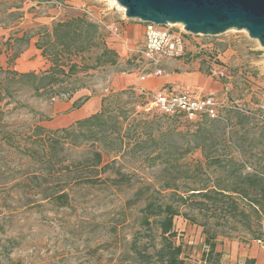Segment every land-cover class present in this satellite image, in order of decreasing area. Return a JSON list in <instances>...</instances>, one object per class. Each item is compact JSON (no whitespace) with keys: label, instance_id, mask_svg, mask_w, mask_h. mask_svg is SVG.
<instances>
[{"label":"rangeland","instance_id":"obj_1","mask_svg":"<svg viewBox=\"0 0 264 264\" xmlns=\"http://www.w3.org/2000/svg\"><path fill=\"white\" fill-rule=\"evenodd\" d=\"M77 17L98 25L102 39L99 48L86 53L82 61L78 58L79 72L71 81L105 100L106 116L116 118L108 122V138L97 145L66 146L60 157L66 156L63 165L70 173L61 176L58 161L45 153L34 131L38 126L53 131L77 128V122L70 125L65 112L57 111L71 97L37 96L24 81L11 82L12 76L0 71V264H123L140 231L139 210L144 203L127 204L140 184L151 185L150 193L159 190L166 168L174 169L179 178L185 173L198 180L215 181L221 176L194 170L197 161L203 160L202 152L194 149L203 131L215 133L207 142L212 156L243 164L244 173L264 171V48L248 32L231 30L215 37L189 34L183 57L165 61L163 76L141 81L147 68L141 58L144 24L128 19L110 1L0 0V30L4 33L0 52L8 59L22 54L32 43L43 42L45 33L57 24ZM105 48L117 54V64L92 69ZM45 61L47 70L50 63ZM6 88L11 94H5ZM142 88L149 94H140ZM168 90L212 95L220 118L199 122L149 112L146 106L152 95ZM83 102L76 105L81 108ZM122 117L128 118L122 124L126 154L113 158L104 149L113 148L111 130L119 129ZM56 121L60 125L54 127ZM78 132L87 133L84 129ZM163 148H168V154L152 160L154 151ZM95 149L103 151L106 164L117 161L115 168L135 183L132 189L79 183L94 175L87 161ZM63 190L69 194L66 206L57 200ZM174 226L175 241L182 244L184 254L200 261L206 249L203 229L184 217H176ZM254 242L246 233L234 232L219 239L217 251L221 246ZM245 261H224V254L222 258V264Z\"/></svg>","mask_w":264,"mask_h":264},{"label":"trees","instance_id":"obj_2","mask_svg":"<svg viewBox=\"0 0 264 264\" xmlns=\"http://www.w3.org/2000/svg\"><path fill=\"white\" fill-rule=\"evenodd\" d=\"M99 26L90 22L85 17L73 18L67 22L57 24L51 33H45L43 42L38 41L36 49L42 57L50 63V67L37 74L35 72L19 73L12 68L13 63L20 57L17 53L8 59L7 68L0 71L11 75L13 80L19 78L33 90L37 96L49 94L50 96L71 97L85 87H76L72 78L78 71V58L96 50L100 46L102 35ZM27 44H30L28 40ZM1 53V52H0ZM97 66H115L117 54L107 48L97 57ZM86 69V68H85ZM5 94H11L9 88ZM1 96V95H0ZM2 99H0L1 101ZM102 101V110L89 118L77 122V128L51 130L38 126L34 133L42 144L45 153L50 159L58 161V173H70L69 167L63 164L66 156H62L66 146L78 148L84 142L98 144L104 141L105 134L110 130L108 122L113 120L109 110ZM77 104V103H76ZM74 105V109L80 106ZM152 112V111H151ZM155 112V111H154ZM183 119L181 115H166ZM220 118V117H219ZM217 118V119H219ZM127 117H122L119 129L112 131L115 142L113 148L104 149L112 154L113 158L123 157L126 154L127 143L122 134V124ZM187 120V119H186ZM215 120L202 116L198 120ZM78 129H84L87 133L78 134ZM98 130V131H94ZM101 136V137H100ZM215 136L211 131H203L197 139L194 149H199L203 154V160L197 161L195 172L220 173L215 181L198 180L195 176L185 173L183 177L176 176V171L164 169V178L159 181V190L151 191V185L140 184L134 198L128 201V205L144 203L139 210L140 231L131 244L129 254L125 256L123 264H222L223 253L217 251L219 239L229 237L234 232L246 233L254 241H261L264 237V171L244 173V165L226 158L212 156L211 145L207 142ZM10 141L9 137L5 139ZM188 150L186 152L189 153ZM156 156L152 160H158L168 154V148L160 152L154 151ZM153 153V154H154ZM105 154L100 149L91 152L88 159V168L94 173L87 179L79 181L88 185L108 184L116 189H132L135 183L121 168L116 169V160L111 164L104 161ZM106 175L103 179L102 176ZM61 206H66L69 194L64 190L57 196ZM184 217L186 221L203 229L206 249L202 253L200 261H192L184 254L182 244H177L175 239L178 233L175 231L174 219ZM255 259H247L245 264H256Z\"/></svg>","mask_w":264,"mask_h":264},{"label":"water","instance_id":"obj_3","mask_svg":"<svg viewBox=\"0 0 264 264\" xmlns=\"http://www.w3.org/2000/svg\"><path fill=\"white\" fill-rule=\"evenodd\" d=\"M130 20L182 24L192 35L246 31L264 48V0H116Z\"/></svg>","mask_w":264,"mask_h":264},{"label":"built area","instance_id":"obj_4","mask_svg":"<svg viewBox=\"0 0 264 264\" xmlns=\"http://www.w3.org/2000/svg\"><path fill=\"white\" fill-rule=\"evenodd\" d=\"M145 29V45L141 52V58L146 63L147 68L142 71L141 81H145L151 76L160 77L164 74V62L180 59L188 49L189 33L184 29L174 30V25L159 26L153 23H143ZM115 32V29H111ZM118 31V29L116 30ZM149 70V71H148ZM142 95H148L144 88L139 90ZM59 98L67 99L68 96L62 94ZM217 103L212 95H197L189 92L164 91L152 95L148 101L146 109L157 111L166 115H181L190 121H196L202 116L211 119L219 118ZM264 232V227H263ZM257 243L263 244L264 237Z\"/></svg>","mask_w":264,"mask_h":264},{"label":"crops","instance_id":"obj_5","mask_svg":"<svg viewBox=\"0 0 264 264\" xmlns=\"http://www.w3.org/2000/svg\"><path fill=\"white\" fill-rule=\"evenodd\" d=\"M0 36H4L2 30H0ZM7 61V54L5 52H1L0 67L6 68ZM15 63L16 64L12 66L11 69L20 73L39 72L40 70H45L46 66V61L42 57L41 52L36 49L33 43L28 46V50L24 51L21 54V57L18 58ZM81 101H84L81 108L74 109V105ZM101 108L102 98L98 96H92L91 91L88 89H82L74 93L68 103H60L58 105L57 111L65 112L63 115L67 117L66 121L71 125L97 114ZM59 125L60 122L56 121L54 127ZM218 251L224 254V261L230 260L231 263L237 262L239 260L245 261L247 259H255L256 261L264 264V247H261L257 242L248 243L246 245L234 243L225 248L221 246Z\"/></svg>","mask_w":264,"mask_h":264},{"label":"bare ground","instance_id":"obj_6","mask_svg":"<svg viewBox=\"0 0 264 264\" xmlns=\"http://www.w3.org/2000/svg\"><path fill=\"white\" fill-rule=\"evenodd\" d=\"M110 1L111 3L115 4L124 14H125V9L123 7H121L116 0H108ZM174 26H177V27H180L182 29H184V26L182 24H177V25H174Z\"/></svg>","mask_w":264,"mask_h":264}]
</instances>
